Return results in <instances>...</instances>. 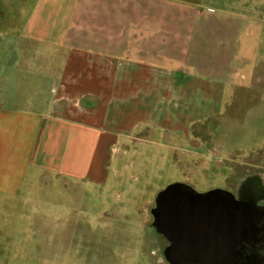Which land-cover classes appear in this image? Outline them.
I'll use <instances>...</instances> for the list:
<instances>
[{
	"label": "crops",
	"instance_id": "0c3cea01",
	"mask_svg": "<svg viewBox=\"0 0 264 264\" xmlns=\"http://www.w3.org/2000/svg\"><path fill=\"white\" fill-rule=\"evenodd\" d=\"M208 1L34 0L23 19L19 9L0 45L10 60L0 57V69L11 76L0 90V195L62 179L101 182L95 161L105 167L121 135L112 102L122 118L135 95L215 102L243 84L237 75L254 69L256 19Z\"/></svg>",
	"mask_w": 264,
	"mask_h": 264
},
{
	"label": "rangeland",
	"instance_id": "374dc122",
	"mask_svg": "<svg viewBox=\"0 0 264 264\" xmlns=\"http://www.w3.org/2000/svg\"><path fill=\"white\" fill-rule=\"evenodd\" d=\"M33 1L20 7L0 0L4 49L11 19L19 9L23 19ZM208 2L256 19L254 69L248 78L237 75L245 83L225 88L215 102L135 95L122 106V118L121 105L112 102L109 120L121 135L105 167L95 161L101 182L62 179L33 183L15 197L0 195V264H172L153 213L158 195L175 184L198 193L233 190L239 200L264 208V0ZM10 77L0 69V90ZM76 104L83 109V102ZM103 105L94 103V113L102 114ZM255 261L264 264V258Z\"/></svg>",
	"mask_w": 264,
	"mask_h": 264
},
{
	"label": "water",
	"instance_id": "95a60500",
	"mask_svg": "<svg viewBox=\"0 0 264 264\" xmlns=\"http://www.w3.org/2000/svg\"><path fill=\"white\" fill-rule=\"evenodd\" d=\"M184 189L182 184L169 186L156 200L154 226L170 243L166 257L172 264H229L227 257L211 254L235 253L256 235L252 206L235 202L232 220L230 214L215 209V199H222L217 192L183 194Z\"/></svg>",
	"mask_w": 264,
	"mask_h": 264
},
{
	"label": "flooded vegetation",
	"instance_id": "af4514ba",
	"mask_svg": "<svg viewBox=\"0 0 264 264\" xmlns=\"http://www.w3.org/2000/svg\"><path fill=\"white\" fill-rule=\"evenodd\" d=\"M192 191L198 193L189 186H187V189H184L182 193L190 194ZM213 192H217L216 193L217 198H222L221 200L215 199L214 201L215 203L213 204L215 206V209L220 208L221 211L230 214L232 220L234 219L235 216V210H234L235 202L244 201L249 205H253L251 202H248L247 200H239L237 194H235L233 190L215 188V189H210L205 193H198V194L207 195ZM253 207L252 209L255 214L254 226L257 230L256 235L253 238L248 239L246 242H243L241 246L236 249L235 253H233V251L231 253L226 252L223 254L217 252V253H212L211 256L227 257L229 264H256L255 261L256 259L264 258V208L263 209L258 208L255 205H253Z\"/></svg>",
	"mask_w": 264,
	"mask_h": 264
}]
</instances>
